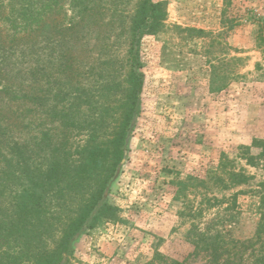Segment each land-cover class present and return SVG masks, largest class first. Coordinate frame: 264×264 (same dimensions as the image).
<instances>
[{
  "label": "rangeland",
  "instance_id": "374dc122",
  "mask_svg": "<svg viewBox=\"0 0 264 264\" xmlns=\"http://www.w3.org/2000/svg\"><path fill=\"white\" fill-rule=\"evenodd\" d=\"M139 2L94 0L98 9L83 16L74 42L56 45L51 41L62 32L55 25L77 22L82 12L80 2L58 0L59 10L47 19L48 34L32 32L28 56L20 60L17 52L2 68L11 84L30 94L24 104L0 101L22 150L18 159L5 150L0 158L2 201L28 186L29 166L39 168L51 158L46 139H65V157L73 164L85 144L106 140L126 100L130 27ZM152 2L162 5L165 17L157 33L140 39L138 114L130 123L124 162L104 195L117 208L116 217L78 235L68 264H210L205 245L195 248L201 233L213 227L240 242L252 236L258 220L264 158L255 165L246 160L260 153L254 142L264 141V44L256 39L264 0ZM23 5L0 0L6 45L13 32L9 19L15 21ZM63 54L74 57L72 70L61 72ZM79 95L78 107L70 104ZM24 106L29 112L19 116ZM222 161L252 179L221 191L209 178L220 173ZM234 242L230 246H239ZM260 245L241 250L243 256L230 264H250L247 256Z\"/></svg>",
  "mask_w": 264,
  "mask_h": 264
},
{
  "label": "trees",
  "instance_id": "16d2710c",
  "mask_svg": "<svg viewBox=\"0 0 264 264\" xmlns=\"http://www.w3.org/2000/svg\"><path fill=\"white\" fill-rule=\"evenodd\" d=\"M22 1L24 5L17 11L16 20L11 22L8 18L13 30L8 36L9 45H6L0 36V79L4 80L0 88V101L5 99L4 102L7 104L16 100H21L24 104L30 100V94L21 85L11 84L9 82L11 79L7 76L9 73L2 68L17 52V58L20 60L28 56L30 34L36 31L39 36L47 35L49 28L47 19L59 10L58 0H18ZM79 2L82 8L78 15L79 20L74 22L71 19L65 26L62 23L55 25L54 29L62 34L58 35V38L54 37L51 42H55L56 45L60 41L64 43L69 41V44L74 42V33L78 32V27L85 21L83 16L89 12L92 17L98 9L94 0H72L73 5ZM164 17L160 3L140 0L130 27L127 76L129 87L126 100L121 105L120 117H116L110 124L106 140L97 144L94 141L85 144L77 150L78 161L73 164V160L65 157L64 152L68 148L65 139H46L48 149L53 154L51 158L40 163L39 168L29 166L26 169L24 178L28 186L5 201L1 200L3 192L0 191V264H68L72 256V242L78 235L93 230L103 222L115 219L117 208L107 204L104 195L124 162L125 141L130 123L138 114L139 94L143 85L138 45L144 35H153L159 31ZM89 20L90 18L86 19V24ZM256 39L259 46L264 44V24L260 26ZM63 60L65 61L62 63L64 67L61 68V72L67 68L72 70L68 63L70 60L74 61V57L63 54ZM102 61V65L108 64L105 60ZM64 74L66 77L70 76ZM68 85L72 92L76 93L79 90L78 86ZM59 90L62 91V88ZM60 94H55L54 97L57 98ZM65 96L67 95L63 94L62 97ZM80 100V95L75 96L70 104L78 107ZM20 106L23 105H19L16 112ZM25 109L26 106L22 108L24 111L19 112V116L29 112ZM3 113L5 111L0 107V158L5 150L11 151L18 159L22 155V150L16 142L17 138L13 137L14 132L11 128L14 124L10 123L9 116ZM253 146L260 148V153L256 158L253 156L247 158L246 163L251 165H255L256 159L264 158V141L254 142ZM245 154L247 153L243 152L240 157ZM31 159L33 160V156ZM227 164L228 162L222 161L220 173H215L209 178V182L215 187H220L221 191L236 185H246L252 179L244 171L235 172L227 169ZM260 195L256 207L258 220L250 238L240 242L228 241L225 237L228 232L224 235L218 229L208 227L196 239L195 248L201 244L205 245L203 249L210 256V264H230L232 258L243 256L241 250L245 252L248 247L253 248L255 244L261 245L251 250L247 259L250 257V264H264V191ZM212 200L218 202L215 197ZM231 242L238 243L239 246H230Z\"/></svg>",
  "mask_w": 264,
  "mask_h": 264
}]
</instances>
